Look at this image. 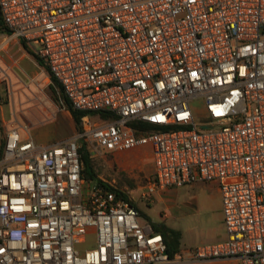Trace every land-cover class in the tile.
Here are the masks:
<instances>
[{"label":"built area","instance_id":"built-area-1","mask_svg":"<svg viewBox=\"0 0 264 264\" xmlns=\"http://www.w3.org/2000/svg\"><path fill=\"white\" fill-rule=\"evenodd\" d=\"M0 16L73 110L113 116L48 145L5 131L0 264H264V0H0ZM82 145L149 147L143 199L215 183L227 238L171 257L129 196L83 177Z\"/></svg>","mask_w":264,"mask_h":264},{"label":"rangeland","instance_id":"rangeland-1","mask_svg":"<svg viewBox=\"0 0 264 264\" xmlns=\"http://www.w3.org/2000/svg\"><path fill=\"white\" fill-rule=\"evenodd\" d=\"M0 36L4 34L0 32ZM18 78L27 80L24 75ZM13 79L16 80L9 69L0 67V120L28 127L27 132L33 140L42 145L65 140L77 132L71 115L60 101L55 100V93L50 85H46L43 75L39 73L37 78L38 91L31 86L19 94ZM14 92L16 94L12 95ZM93 117L98 124L111 120L99 115ZM5 130L6 124L0 128V147ZM91 158L97 177L131 198L140 211V225L163 224L179 232L178 252L184 257L190 249L214 242L215 219L221 203L215 183L200 182L173 188L161 196L143 199L145 184L154 171L149 147L119 154L93 153ZM94 242V235L90 234L80 248L90 249Z\"/></svg>","mask_w":264,"mask_h":264},{"label":"crops","instance_id":"crops-1","mask_svg":"<svg viewBox=\"0 0 264 264\" xmlns=\"http://www.w3.org/2000/svg\"><path fill=\"white\" fill-rule=\"evenodd\" d=\"M1 34H4V36H0V67L7 68L11 71L12 78L14 76V78L16 79V80L13 79V81L18 85V89L16 91L17 94L23 93L27 88L31 86L34 87L38 91V89L36 88V82H37L39 73L40 75L44 76V79L46 80V85L47 86L50 85L52 88L51 76L47 68L44 66H41L38 63V61L36 60L34 56L35 54L31 50V48L25 44L28 48V49H25L20 42L21 39L14 36L13 34H6L4 32H1ZM21 75L26 76L27 80L21 81L18 78ZM15 94L16 93L14 92L12 95H15ZM5 124H6V130L12 129L13 127H17V128L22 127V124L20 123L13 124V122H7L4 119L0 120V126H1L0 128H2V125H5ZM5 131H4V134H5ZM19 132H20L22 140H31L35 142L33 138L31 137V135L27 132V130L24 131L23 129H20ZM60 141H63V140H59L57 142H60ZM57 142H53V143H57ZM53 143H49V144H53ZM2 144H3V141H2ZM163 194H165V192L157 193L155 195L161 196ZM221 208H222V205L220 203V207L218 208L219 215L215 219L217 222V226L213 232L214 242L212 244L219 243L221 241H224L227 238L225 228L222 222ZM195 264H238V262L236 260H215L210 263H195Z\"/></svg>","mask_w":264,"mask_h":264},{"label":"trees","instance_id":"trees-1","mask_svg":"<svg viewBox=\"0 0 264 264\" xmlns=\"http://www.w3.org/2000/svg\"><path fill=\"white\" fill-rule=\"evenodd\" d=\"M0 32H4L6 34H11V31L9 29H7L5 27V25L3 24L1 16H0ZM20 42L25 49H28L22 40ZM34 56H35L36 60L38 61V63L41 66H44L43 62L36 55H34ZM51 81H52V89L55 93V96H54L55 100L60 101V103L63 106H65L66 110H68V112L70 113V115H71V117L75 123L77 131H79V129H80L79 126H80L81 118L87 114L99 115L103 119L113 118L112 115L107 114V113H94V112L91 113V112L73 110L70 107L66 97L63 95L58 83L56 82V80L52 76H51ZM2 145L3 144H1V147H0V155L2 153ZM80 157H81V161L83 164V169H82L83 177L87 180H91V181L97 180L98 182L102 183V181H100L97 177V173H96L94 166H93V163H92V158L90 157L88 150L83 145L80 149ZM106 185L109 188L114 189L111 186H109L108 184H106ZM114 190L117 191L120 195H122L125 199H127L126 196L119 189L116 188ZM152 228H153L154 232L160 233L162 235V237L165 241L166 247H167V252L169 253V255L171 257L176 252H178L179 240H180L179 232L172 230L163 224H160V225L153 224Z\"/></svg>","mask_w":264,"mask_h":264}]
</instances>
